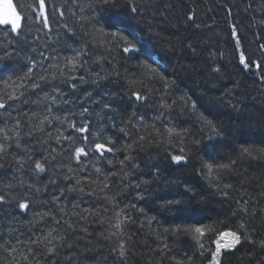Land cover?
Returning <instances> with one entry per match:
<instances>
[{
    "label": "trees",
    "instance_id": "obj_1",
    "mask_svg": "<svg viewBox=\"0 0 264 264\" xmlns=\"http://www.w3.org/2000/svg\"><path fill=\"white\" fill-rule=\"evenodd\" d=\"M14 1L25 16L24 28L18 35L0 32V101L5 104L0 109V129H4L0 143L11 145L0 160L5 165L0 169V195L11 201L0 204V264H209L217 239L225 231L239 234L241 222L250 231L255 229L257 241L264 239V0H118L115 8L101 6L98 0H45L47 28L40 17L39 0ZM114 17L124 22L123 34L135 32V51L124 52L120 39L111 35L117 31L112 26ZM82 48L88 55L82 57V66L73 69L67 61ZM241 52L251 62L248 69L239 63ZM32 61L37 66L31 79L19 80ZM255 63L261 67L257 69ZM214 68L221 71L214 72ZM97 72L107 77L98 86L79 80L83 75L91 81ZM41 76L47 82L40 81ZM12 81L25 87L17 89ZM33 81L41 87L32 90ZM72 84L77 85L75 91ZM21 91L24 95H19ZM56 91L61 96L53 104L45 97ZM14 92L19 99H9ZM134 92L147 99L136 100ZM86 93L91 97L85 99ZM105 103L111 107L102 110ZM192 103L197 104L196 110ZM85 107L87 114L82 112ZM201 115L212 121L216 132ZM46 116L51 123L39 131L36 126ZM52 117L67 121L62 124ZM17 120L20 129H15ZM69 122L86 125L88 130L77 132ZM169 128L180 135L169 134ZM16 131L21 133V148L15 146ZM28 132L33 134L25 135ZM5 135L10 138L7 142ZM139 136L147 137L143 147L132 153L140 167L122 181L120 161L129 154L124 145ZM109 138L118 151L101 156L94 146L107 145ZM75 147L88 152L79 164ZM25 148L34 159L55 148L54 163L62 166H47L39 175L28 166L18 170L14 158L24 156ZM245 148L251 156L244 153ZM173 155L186 156V160L177 164ZM233 160V171L220 168ZM50 178L55 183H49ZM77 180V187L95 194L76 192L53 202V197ZM224 183L233 187L225 190ZM29 185L42 191L36 193ZM222 191H228L229 197L224 198ZM140 194L144 199H139ZM105 196L115 197L116 205ZM168 200L180 203L168 205ZM17 201L28 203L29 208L20 210ZM237 201H249L250 213L254 210L256 215L234 214ZM132 204L137 207L131 208ZM85 209L97 211V216ZM121 209L135 221L126 226L123 260L117 239L99 235L107 227L100 219ZM49 210L51 215H37ZM81 214L88 219H81ZM65 221L77 231L72 232ZM197 227L205 230L203 236L195 233ZM52 228L58 230L53 235H64L66 242L61 246L59 239L54 240L57 254L45 256L44 245L32 241ZM165 243L170 250L160 251ZM30 249L34 254H29ZM221 264H264V250L243 243L223 252Z\"/></svg>",
    "mask_w": 264,
    "mask_h": 264
},
{
    "label": "snow or ice",
    "instance_id": "obj_2",
    "mask_svg": "<svg viewBox=\"0 0 264 264\" xmlns=\"http://www.w3.org/2000/svg\"><path fill=\"white\" fill-rule=\"evenodd\" d=\"M98 3L101 6H110V7H118V0H98ZM39 9H40V17H42L43 19V24L44 26L47 28L49 27V21H48V17L46 14V4H45V0H39ZM95 11V9H93ZM80 11L84 12L85 8L83 6L80 7ZM132 12L136 13L137 12V8L133 7L132 8ZM63 12H61V16H63ZM188 20H193L194 17L193 16H188L187 17ZM23 17L22 15L17 11V7L13 4V0H0V25H5V26H9L11 27V32L12 33H16L19 34V30L22 27L21 21H22ZM94 19V18H93ZM98 23V21H97ZM112 26L115 27L117 29V31H114L111 33V35L113 37H118L120 39V41L123 44V51L124 52H131V51H135L137 49V44H138V40L137 37L135 35V32H128L127 35L123 34L120 29L122 27H124V22L119 18V17H114L113 21H112ZM197 27H199V25H197ZM101 31H103L101 29ZM126 31V28H125ZM74 35V33H72ZM232 35L236 36L237 35V31L235 26H233L232 28ZM188 47H192L191 44L188 45ZM237 47H239V41H237ZM43 55V54H41ZM88 55V52L85 49H81L79 52L76 53L75 56H73L71 59H69L67 61L68 65H71L73 69H75L77 66H82V57H86ZM3 59V58H0ZM239 63L243 66L244 69H248L250 66V61L247 60L245 54L243 52L240 53L239 55ZM37 66L35 61L30 62L29 66L27 67V71L24 73L23 76L18 77L19 80L24 81L26 79H31L32 77V72L33 69ZM257 69H259L261 66L259 63H255L254 65ZM151 71L155 72V69H151ZM214 72L219 73L221 71L220 68H214L213 69ZM56 77H53V79H55ZM71 79L75 80L77 79L75 76L70 77ZM107 77L104 75H101V73L97 72L95 73V78L92 79L91 81H89L85 76L81 75L79 77V80L81 81L82 84H87L89 82H91L94 85H99L101 83V81L105 80ZM40 81H44L47 82V77L45 76H41ZM167 83V82H166ZM174 83V82H173ZM12 84L15 86V88L20 89V88H24L25 85L23 83L21 84H17L16 81H12ZM32 90H35L37 88L41 87V84L37 81H33L31 83V85L29 86ZM72 89L75 91L77 88V85L72 84L71 85ZM19 95H24V92H20ZM19 95H16L15 92L10 95L9 99H19ZM134 97L136 100H146L147 97L142 96L139 92H134L133 93ZM61 96V93L56 91L55 95H49L46 96V99H50L52 101L53 104L56 103L57 101V97ZM89 97H91V93H86L85 95V99H88ZM65 103H69V101L65 100ZM81 103H83V101H81ZM96 103H99V101H96ZM173 103H175V101H173ZM164 105H162L163 107ZM111 106L108 103H105L102 105V110L103 109H108ZM5 108V104L0 101V109H4ZM191 108L193 110L197 109V104L196 103H192L191 104ZM52 109L48 108V112H51ZM82 112L84 114L89 113V109L87 107L82 109ZM97 116H100V113H96ZM133 115H135V113H133ZM9 116H11V113H9ZM102 118V117H101ZM51 119H55V120H59L62 124L65 123L67 121V118L65 117L64 119H61L60 117H52ZM201 119H203L211 128L213 132L217 131V128L215 125H213L211 120H208L207 117L201 115ZM49 124L51 123V120L49 119V117H45L43 120L40 121V125L36 126L38 128L39 131H44V128L42 127L44 124ZM70 123V127L72 129H74L77 132H86L88 130L87 126H81V127H77V125L75 124V122H69ZM21 128V124L20 121L17 120L15 123V129H20ZM4 129H0V132H3ZM8 131H13V129H8ZM120 131L122 133H124L125 135H129V132L124 128L121 127ZM169 134L175 133L176 135H180V133L176 132V129L174 128H169L168 129ZM33 133L32 132H28L25 133V135L31 136ZM49 136H51V133H48ZM21 133L19 131L15 132V136H14V142H15V146L16 148H21ZM3 139L7 142L10 138L5 135L3 137ZM57 142L59 143L61 136L60 133L58 131L57 134ZM64 140H71V137H63ZM87 139V137H85V140ZM147 140V137L145 136H139L138 139L134 140L132 143H127L124 145V150L129 153L126 154L124 159L120 161V168L123 171V176L121 177V180H127L130 176H132L133 172L132 169H138L140 167L139 163H137L135 161V157L134 155H132V153H134L136 151L137 148H142L143 147V142ZM149 143H151V141H148ZM113 141L111 138L108 139L107 145L105 143H96L95 144V150L97 152L100 153L101 156L104 155L105 152H109V153H115L116 151H118L117 148H115L113 145ZM11 145L8 143H0V160L4 159L5 155L8 153V148ZM181 152H183L184 150L181 149ZM24 156H20L19 158H14L15 159V163L18 166V170H25L26 166H28L29 168H31V170L33 171L34 174L39 175L42 173H45L47 170V166H51L54 168H59L62 165L60 164H56L54 163V161H56L57 159V153H56V149L52 148L49 152L48 155L46 156H42L41 159H34L32 154L28 152V150L25 148L24 149ZM244 153L248 154L249 156L252 155L251 151L247 148L244 149ZM73 154L75 157L76 162L79 164L81 162V157L82 156H87L88 152L85 150L84 147H75L73 149ZM172 161L176 162L177 164H179L181 161L186 160V156L183 155H173L171 157ZM128 162L131 165V168H128V164H126L125 162ZM112 161L109 160V164L111 165ZM236 163L235 160H233L231 162V164H224V165H220L221 169H225L228 171H233L232 165H234ZM34 165V167H32ZM5 167V165L3 163H0V169H3ZM206 167L211 170L212 169V165L208 164L206 165ZM68 171L72 172L73 169L69 166L68 167ZM96 172L100 173L101 169L100 168H96ZM109 176H113L116 175L115 173H109ZM70 178V177H69ZM150 181L147 180H142L140 183L143 184H148ZM23 183V181H22ZM49 183H55L54 179H49ZM80 184V181L77 180L76 181V185H73L71 187H68L67 189L63 190L60 192L59 196H55L53 197V202H59L60 198L62 196H65L66 194H71V193H76L79 192L81 194H86L88 196H92L94 195V191H89L87 193H85V189L83 187H77V185ZM139 183L136 185V187H139ZM9 187H11V185H9ZM47 186H45L46 188ZM109 187V185L107 183L104 184V188L107 189ZM217 187H219V183L217 184ZM233 187V185L229 184V183H224L223 184V189L225 190H230ZM29 188L32 189L34 188L36 193H40L42 191L41 187L36 186V185H29ZM222 196L224 198H228L229 194L228 191H222ZM105 199L109 200V203H112L114 206L116 205V200L115 197L109 198L107 196H105ZM139 199H144V195L140 194L139 195ZM11 201L6 200L5 196L0 195V204H5V203H10ZM168 205H173V204H179L180 201L178 200H168L166 202ZM239 207L235 210L234 214L237 213H243L244 215H249L251 214L252 216L256 215V212L253 210L250 213V208H249V201H244L243 204L240 203V201L236 202ZM17 206L20 210H27L29 208V204L26 202H19L17 201ZM73 207H78V205H73ZM127 207V206H126ZM137 206L135 204L131 205V208H136ZM85 212H90L94 217L97 216V211L95 210H90V209H85ZM105 211H107V209H105ZM139 212L143 213L144 209L143 208H139L138 209ZM37 215H39L41 218L51 215V210H49V212L47 213H37ZM81 219L83 220H87L88 217L81 214ZM151 219H155V217H152ZM61 221L60 220H56V223L59 224ZM135 223V221L132 220V218L127 215V213L121 209L119 211H115L113 213L112 217H106L103 219H100V223L101 225L107 224V227L104 228V231L99 233V235L103 238V239H107V240H111L112 238H116L118 243V254L120 256V258L123 260L126 256V244L123 240V237L125 235V230H126V226L128 223ZM65 223L67 224L68 228L71 229L72 232H76L77 228L71 224L68 223L67 221H65ZM239 228L242 230L239 232V234L237 233V231H229V232H224L221 234L220 239H224V237H231V242L227 243V244H221L219 241L216 242V251L213 253V264H221V261L219 259V257L221 256V249H227V250H236L238 245H242L243 243H249L252 244L254 246L259 247L260 249L264 250V239H261L259 241H257L254 238L253 233L255 232V229H251V231L249 230V228L247 227V225L244 222H241L239 225ZM58 230L55 228L50 229L49 231H47V233L45 235H43L42 237H36L35 240L32 241L33 244H43L44 245V255L45 256H55L57 254V246L53 245V241L59 239L61 241V246L63 245V243L66 242V237L64 235H60L59 237H56L53 235L54 232H57ZM82 231L84 232H88L87 228H83ZM168 230L165 229V232H167ZM195 233H198L200 236H203L205 234V230L201 227H197L194 229ZM70 235V233H69ZM243 237V240H242ZM71 246V245H69ZM164 249H169L168 244H164V247L162 249H160V251H164ZM12 252H16V249L13 248L11 249ZM35 250L34 249H30L29 250V254H34ZM178 264H181V262H178Z\"/></svg>",
    "mask_w": 264,
    "mask_h": 264
},
{
    "label": "rangeland",
    "instance_id": "obj_3",
    "mask_svg": "<svg viewBox=\"0 0 264 264\" xmlns=\"http://www.w3.org/2000/svg\"><path fill=\"white\" fill-rule=\"evenodd\" d=\"M225 232H229V231H225ZM224 233V232H223ZM217 241H219L221 244H227V243H230L231 242V237H224V239H220V237L217 239ZM216 241V242H217ZM239 246V245H238ZM237 246V247H238ZM215 251H216V248H215ZM214 251V252H215ZM226 251H231V250H227V249H221V256L219 257L220 261L222 260V255H223V252H226ZM209 264H213V256H212V260L210 261Z\"/></svg>",
    "mask_w": 264,
    "mask_h": 264
},
{
    "label": "water",
    "instance_id": "obj_4",
    "mask_svg": "<svg viewBox=\"0 0 264 264\" xmlns=\"http://www.w3.org/2000/svg\"><path fill=\"white\" fill-rule=\"evenodd\" d=\"M13 4H14V1H13ZM15 5V4H14ZM18 11V10H17ZM23 23V19H22V21H21V24ZM1 27H4V28H6V27H10V25L9 26H5V25H0ZM11 28V27H10ZM22 28V27H21Z\"/></svg>",
    "mask_w": 264,
    "mask_h": 264
}]
</instances>
